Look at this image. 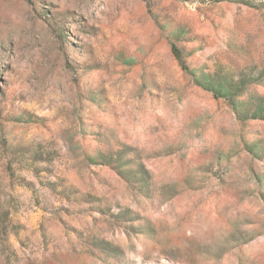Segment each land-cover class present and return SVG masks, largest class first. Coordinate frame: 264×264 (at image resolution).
Wrapping results in <instances>:
<instances>
[{"label":"rangeland","instance_id":"1","mask_svg":"<svg viewBox=\"0 0 264 264\" xmlns=\"http://www.w3.org/2000/svg\"><path fill=\"white\" fill-rule=\"evenodd\" d=\"M0 264H264V0H0Z\"/></svg>","mask_w":264,"mask_h":264}]
</instances>
